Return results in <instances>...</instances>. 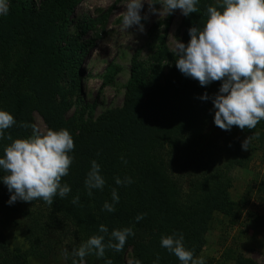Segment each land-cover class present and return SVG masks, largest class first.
<instances>
[{
  "label": "trees",
  "instance_id": "16d2710c",
  "mask_svg": "<svg viewBox=\"0 0 264 264\" xmlns=\"http://www.w3.org/2000/svg\"><path fill=\"white\" fill-rule=\"evenodd\" d=\"M76 1L8 0L7 14L0 15V110L16 121L0 139V157L11 143L9 134L13 140L31 136L34 111L47 129L69 130L75 143L69 153L73 157L69 174L61 181L71 191L64 198L55 196L52 205L43 200H17L10 205L11 193L0 179V211L9 221L13 216L20 219L27 242L26 250L12 249L0 238V264H46L56 260L63 248L71 252L93 235H103L107 244L114 229L126 227L135 235L128 236L122 251L106 248L103 258L93 252L84 264H105L109 259L112 264L136 260L154 264L157 255L158 264H181L161 247V237L173 233L183 234L184 246L195 258L205 243L212 214L233 213L236 207L226 191L227 172L244 164L246 156L234 132L251 134L264 127V120L251 130L233 126L219 135L221 141L204 142L215 113L211 98L222 82L201 86L176 68V57L166 50L171 66L164 83L159 73H149L134 55L121 106L106 109L95 119L76 122L65 117L83 55L79 36L68 31V16ZM215 4L216 0H198L199 11L183 16L181 42L190 40V27H203L207 6ZM160 44L164 45V37ZM204 93L208 100L200 99ZM92 160L100 165L105 185L92 189L89 197L85 179ZM116 177H130L132 183L117 185ZM113 188L119 202L114 212H108L103 205L113 203ZM77 195L80 201L73 204ZM140 214L146 215L137 221ZM101 224L107 234L99 231ZM71 261L69 256L64 264ZM235 264L256 262L239 253Z\"/></svg>",
  "mask_w": 264,
  "mask_h": 264
},
{
  "label": "clouds",
  "instance_id": "9594fccd",
  "mask_svg": "<svg viewBox=\"0 0 264 264\" xmlns=\"http://www.w3.org/2000/svg\"><path fill=\"white\" fill-rule=\"evenodd\" d=\"M148 4V12H141L144 4ZM161 8L157 9L155 4ZM198 0H128L124 10L120 12L125 29L136 27L144 32L142 20L150 14L168 15L180 10L185 17L197 13ZM8 12V0H0V15ZM207 17L203 27L193 26L188 29L190 40L187 44L177 40L171 52L176 57V68L186 77L197 80L201 86H207L214 81H220L217 94L212 97L215 109L214 124L222 130L229 131L233 126L241 130L254 129L264 120V0H216L214 6H207ZM204 93L200 99L208 100ZM16 123L8 111L0 110V139L5 138V130ZM23 127H29L23 124ZM32 134L28 138L7 139L11 141L4 148L0 157V177L7 186L10 195L8 203L17 200L30 202L43 200L48 205L53 204V198L59 195L66 197L71 191L68 184H62V178L69 174L73 157L69 155L75 147L74 139L65 128L59 130H42L31 125ZM258 135V134H255ZM254 136L244 139L242 150L249 149V143ZM126 163V161H125ZM100 165L91 161V168L85 179L87 195L92 196V189H103L105 179L100 174ZM117 185L132 183L130 177L121 180L115 178ZM112 201H105L103 210L115 211L119 196L112 189ZM79 195L72 199L78 204ZM144 215L136 217L139 221ZM101 233H108L105 225L99 226ZM129 235H135L131 227L114 229L107 244L103 235H93L87 241L73 248L61 250V258L65 261L72 257L71 264H84V258L93 253L103 258L105 249L123 250ZM115 241V243L113 242ZM183 234L173 233L161 237V247L174 254L181 264H205V260L194 258L193 251L184 246ZM76 258H79L78 260ZM159 255L154 264H158ZM105 264H112L106 260ZM135 264H141L136 260Z\"/></svg>",
  "mask_w": 264,
  "mask_h": 264
},
{
  "label": "rangeland",
  "instance_id": "374dc122",
  "mask_svg": "<svg viewBox=\"0 0 264 264\" xmlns=\"http://www.w3.org/2000/svg\"><path fill=\"white\" fill-rule=\"evenodd\" d=\"M127 2L78 0L69 13L68 31L79 36L83 55L78 59L74 91L68 96L65 117H73L76 122L80 118L95 119L104 110L121 106L134 55L149 73H159V81L165 82L171 62L164 51L172 53L171 48L180 41L183 15L178 9L170 15L166 12L161 16L150 14L148 19L141 21L144 32L137 31L135 26L125 29L120 12ZM155 7L159 9L161 5L157 3ZM147 12L148 4L145 3L141 15ZM81 25H84L83 30ZM162 37L164 45L160 44ZM32 117L37 127L47 129L37 111ZM223 132L227 131L217 127L213 118L207 125L204 142L217 138L221 141L219 135ZM254 135L249 149L242 150L246 156L244 164L233 166L227 172L226 191L236 207L233 213L215 211L212 214L205 243L195 256L202 257L205 264H235L239 253L256 264H264V127H257L251 134L234 132V138L240 142ZM12 219L14 222L7 220L0 211V238L12 249L26 250L20 219L17 216ZM56 258L46 264H64L60 254ZM127 261L130 263L128 256Z\"/></svg>",
  "mask_w": 264,
  "mask_h": 264
}]
</instances>
